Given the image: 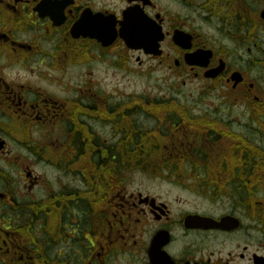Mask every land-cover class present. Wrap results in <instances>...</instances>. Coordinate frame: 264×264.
Returning a JSON list of instances; mask_svg holds the SVG:
<instances>
[{
	"label": "flooded vegetation",
	"instance_id": "af4514ba",
	"mask_svg": "<svg viewBox=\"0 0 264 264\" xmlns=\"http://www.w3.org/2000/svg\"><path fill=\"white\" fill-rule=\"evenodd\" d=\"M137 28L147 33L146 47L124 39ZM250 63L264 79V0H0V264H264V159L242 154L247 145L264 152L244 136L264 127V100L255 83L246 81ZM128 68L189 74L230 87L234 102L230 94L220 101L240 106L231 119L238 128L231 147L242 158L207 164L226 166L211 179L236 183L224 193L232 201L227 210L217 212L222 198L216 191L206 194L210 207L202 212L174 209L160 194L129 186L133 165L172 168L187 162L167 155L166 145L138 143L133 98L102 89L101 71ZM61 72L75 79L55 80ZM68 82L74 95L68 96ZM180 115L167 112L163 120ZM215 121L221 134L231 126ZM197 122L189 126L193 144L206 146ZM180 125L172 120L169 132ZM56 129L60 134L53 139ZM34 131L45 132L41 145L29 141ZM22 141L29 142L24 151L36 162L85 184L69 188L56 175L54 190L49 180L42 221L32 201L41 174L24 156L16 165L10 159L18 158L13 145ZM146 147L158 150L160 159L133 160L132 151L143 155ZM39 151L46 160L36 159ZM117 151L125 153L119 161ZM189 215L209 221L187 222Z\"/></svg>",
	"mask_w": 264,
	"mask_h": 264
},
{
	"label": "rangeland",
	"instance_id": "374dc122",
	"mask_svg": "<svg viewBox=\"0 0 264 264\" xmlns=\"http://www.w3.org/2000/svg\"><path fill=\"white\" fill-rule=\"evenodd\" d=\"M251 67L250 70L248 67ZM250 63L245 66V73L247 75V82H254L256 85V94L260 96L261 100H264V79L260 77L261 71L259 67ZM85 70H81L80 73L83 74ZM95 71L92 73V76L97 75ZM41 79L46 80L45 74H41ZM75 79L74 76H69V73L65 74V72H61L57 76L54 77L57 81H62L63 83H67V80ZM100 85L102 89L107 90L109 92H114L115 96L120 99H124L127 97H144L145 100L153 101L156 98L162 100H174V105H176L178 111H183L185 114H189L198 119L196 123V127H200L202 130L200 133L204 141L202 143L207 144L203 146L202 144L198 147V150H201L205 154V157L210 154L217 155V152H213L214 150L221 152L228 156L230 160H237L242 158L241 152H237L231 145L236 144L238 141L232 136H237L238 128H237V119L231 120L235 118V114L238 113L240 106H232L228 103H224L220 101L221 95L230 94L229 102L233 101L232 91L225 86L214 87L212 83L207 81L194 80L193 77L189 74L179 77L178 75H172V73L168 74L166 72H151L144 70H137L135 68H128L126 70L116 69L114 71H101L99 75ZM68 96L74 95L75 86L72 82H68ZM44 87L50 89H57L59 85H50L45 83ZM230 92V93H229ZM233 94L237 96V93ZM60 95H64L60 88ZM228 98V97H227ZM226 98V99H227ZM124 101V100H121ZM234 102V101H233ZM150 108L152 107L149 103L147 104ZM138 107V106H137ZM139 109V107H138ZM143 110V111H142ZM264 111V110H263ZM139 113L134 114V124L137 128L143 130L142 133L146 132L145 130L156 129V135L154 138L146 139L144 136L140 137V140H144L145 145L152 146L153 143H161L167 146L168 149H176L178 144L179 133L175 135H171L169 132L171 125V119L163 120L164 114L166 113V109L161 108V110L157 111L158 114H151L146 112V110L141 109L138 111ZM154 115V116H153ZM178 119V117H177ZM181 115H180V118ZM216 119H224L226 125L231 123V126L228 129H224V134H221L218 130L219 125L215 128L212 125V122H216ZM183 125L193 126L188 124L189 121L180 120ZM211 121V122H209ZM209 122V123H206ZM233 123V124H232ZM95 128H99L94 126ZM218 127V128H217ZM213 130H211V129ZM220 129V128H219ZM57 132L53 131V139H57L60 134V131L56 129ZM223 130V131H224ZM231 133H228V132ZM105 132V131H104ZM237 132V133H236ZM253 132V134H249ZM45 132H33L32 136H30V140L32 143H36L41 145L44 139H47V136L44 135ZM161 133L163 135H161ZM211 133V134H210ZM234 133V134H232ZM183 137V133H181ZM244 136H246V144L248 143H258L264 146V127L261 125L260 130H252V131H244ZM156 137V138H155ZM192 140L193 134L190 136ZM220 137V138H219ZM163 138V140H162ZM17 139L19 140L18 136ZM161 139V140H160ZM200 140V138L195 137L194 140ZM25 144H18L19 147L13 145L14 155H18L17 157H11L10 159L14 160V165H16V161L22 156L25 157L26 160L32 162V168L35 169L36 172L41 174L43 178V182L32 191V201L37 200L38 204H36L37 218L38 213L40 211V219L42 221V216L44 215V203L46 197L48 195V186L49 180L51 181L52 188L57 190V183L55 182L54 177L56 175L65 176L63 173H58L52 167H49L46 162H36L33 158V154L31 151H24L28 147V141L24 142ZM175 142V143H174ZM244 143V142H243ZM245 144V143H244ZM27 146V147H26ZM195 148V144H194ZM145 153L142 155L146 157L147 151L153 152L152 150H143ZM208 152H211L210 154ZM172 153V152H170ZM208 153V154H207ZM237 153V154H235ZM243 153H247L246 159H249L253 153L259 159H264V152L257 151L252 146H245L243 149ZM149 154V155H150ZM169 154V153H168ZM37 160H40L41 155H45L44 152H36ZM159 153H155L151 156L152 159H160ZM244 158V157H243ZM223 159V157H220ZM234 170V168H232ZM93 170L92 168H88L87 171ZM219 171L220 169L217 168ZM231 171V169H229ZM96 171V170H95ZM217 175V174H213ZM72 176L70 175L68 178H63V182L67 183V187L69 188H84L85 184L81 182H77L71 180ZM71 180V181H70ZM80 180V176L78 177V181ZM129 186L132 188H137L140 190H146L149 192H154L160 194L162 197L166 198V201L171 202L173 208H181V209H191L198 210L202 212L208 211L207 209L210 207L209 202L205 199L206 194L208 192L213 193L207 188V184L211 185L209 182L208 176H206V171L202 170V167L195 169V171H191L190 168L181 167L180 169L175 168H146L145 172H140L134 170L132 173L128 175ZM216 185V184H214ZM197 190L195 191V188ZM218 195L216 197L222 198L219 201L217 212H223L227 210L232 202L228 199H224V182H218L216 185ZM230 190H235L234 188H230ZM87 191V190H86ZM229 193V192H227Z\"/></svg>",
	"mask_w": 264,
	"mask_h": 264
},
{
	"label": "trees",
	"instance_id": "16d2710c",
	"mask_svg": "<svg viewBox=\"0 0 264 264\" xmlns=\"http://www.w3.org/2000/svg\"><path fill=\"white\" fill-rule=\"evenodd\" d=\"M150 105H152V106H155V109L153 110V111H157V109L158 108H163V109H167L169 112H175V113H179V111L177 110V106L176 105H172V104H170V101H153L152 103H150V102H148ZM159 105H161L162 107H160ZM134 108H138L136 105H135V103H134V106H133V109ZM135 110L136 109H134L133 111L135 112ZM147 110H149V108H147ZM152 111V112H153ZM180 113H182V114H185L183 111H181L180 110ZM190 116V115H189ZM185 119H187L189 122H192L193 121V118L192 119H189V117H187L186 116V114H185ZM172 118H176L175 116H173ZM181 118L183 119V117L181 116ZM182 119H178V120H174V121H180V120H182ZM190 130L189 131H187L186 133H185V135H188V133L190 134ZM190 143V142H189ZM187 144V145H189V146H185V147H180L179 148V152H180V154H182L181 155V157H180V159H182V161H185V162H187L188 164H190L189 165V167H190V169H191V171H194L195 169H197L198 167H202V170L203 171H206V174H211V168H213L212 166H209V165H207L208 164V162H209V156L207 157H200V159H197V160H200V161H202L203 163H201L200 164V166H198V165H196V164H194V163H192L191 161H193V160H196V159H194V156L195 155H198V156H202V155H200L198 152H201V153H203L202 151H199V150H194V149H191V147H192V145H190V144ZM185 145V144H184ZM183 145V146H184ZM261 152V151H260ZM116 154L118 155L117 156V161H119V156L120 155H124L125 153L124 152H119V151H117L116 152ZM132 157H133V160H135V159H138V160H142V159H149L150 157H144V156H142V155H139V152H138V154L135 152V151H132ZM137 154V155H136ZM203 154H205V153H203ZM208 154V153H207ZM235 154H237V153H235ZM149 156V155H148ZM247 156V153H245V157ZM182 167V166H181ZM181 167H179L178 169H180ZM222 167H223V165L222 166H220V169L222 170ZM224 168H226V166H224ZM121 168H116V171L117 170H120ZM142 169H144V168H142ZM234 170H236V168H234ZM230 184V186H231V188H232V186H234V185H236V183L234 184V183H229ZM207 186H208V184H207Z\"/></svg>",
	"mask_w": 264,
	"mask_h": 264
},
{
	"label": "water",
	"instance_id": "95a60500",
	"mask_svg": "<svg viewBox=\"0 0 264 264\" xmlns=\"http://www.w3.org/2000/svg\"><path fill=\"white\" fill-rule=\"evenodd\" d=\"M146 36H147V33L137 28V31L133 30L129 35L125 37V39H126L127 44L131 47H134V48L146 47V44H145ZM154 42L156 41L150 40V43H154ZM207 221H208L207 219L199 218V216H189L187 218V222H191V223L202 224V223H207Z\"/></svg>",
	"mask_w": 264,
	"mask_h": 264
}]
</instances>
